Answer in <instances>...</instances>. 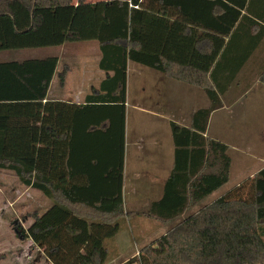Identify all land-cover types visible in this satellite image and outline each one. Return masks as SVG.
<instances>
[{
	"label": "trees",
	"instance_id": "obj_1",
	"mask_svg": "<svg viewBox=\"0 0 264 264\" xmlns=\"http://www.w3.org/2000/svg\"><path fill=\"white\" fill-rule=\"evenodd\" d=\"M259 1L0 0V52L96 41L108 74L77 105L47 98L57 56L0 62V171L52 201L24 218L28 229L13 222L17 237L51 264H108L106 242L135 214L173 226L126 264H264V169L186 216L229 183L232 169L229 146L207 133L235 78L216 76L224 40L209 48L194 30L225 38L248 13L264 23L251 9ZM129 62L201 88L210 101L190 126L171 123L173 169L162 198L139 213L124 197Z\"/></svg>",
	"mask_w": 264,
	"mask_h": 264
},
{
	"label": "crops",
	"instance_id": "obj_2",
	"mask_svg": "<svg viewBox=\"0 0 264 264\" xmlns=\"http://www.w3.org/2000/svg\"><path fill=\"white\" fill-rule=\"evenodd\" d=\"M251 9L254 12L263 14L264 0L259 1L256 8L252 7ZM243 14H246V12H243ZM247 15L248 19L243 23L239 22L233 32L225 38L213 33L194 30L199 36L200 34L205 35L201 42L209 43V48H212L215 42L218 46L219 41L216 40V37L224 40L220 53L215 59V65L221 62V67L216 76L222 79L235 78L230 83L226 95L222 97L223 108L211 115L207 133L211 138H214L211 134V126L216 114L234 107L236 103L242 100L244 95L251 93L253 88H263L264 85L260 81V77L264 72V23L253 18L251 13ZM255 21L257 24H254ZM259 35L262 39H255ZM90 43L84 48L60 46L57 54H46L42 51L45 48L37 49L41 51H37L39 53L35 56H24L22 53L17 55L16 52L5 51L8 52L5 58L8 60L4 61L44 59L57 56L59 63L48 92V100L83 105L94 89H100L102 82L106 80L108 75L100 69L101 55L98 42L90 41ZM51 49H54V47H51ZM75 49L76 52H74ZM77 50L81 52H77ZM64 69H67L68 72L64 83H61L60 75ZM128 88H131V91L133 89L132 96H130L131 91ZM126 107L124 197L126 204L125 194L129 190L130 201L133 205L131 212L139 213L142 210L137 209V207H141V205L147 207L151 202L162 198L164 182L173 169L175 147L171 133V123L190 126L192 115L198 110L208 109L210 101L201 88L189 86L158 71L129 62ZM130 107L135 111L132 113L134 123L131 128L128 127V108ZM231 157V177L236 176L239 179L237 186L248 178H254L264 169V162H262L263 166L261 168H253L250 174H243L245 170L253 167L255 158L248 159L244 156H234L233 158L232 155ZM127 175H129L128 178ZM27 189L35 190L28 187ZM39 192L37 190L34 195L42 194ZM131 218L136 221L135 227L138 229L137 233L140 240L134 242L128 229L124 228L125 230L123 229L112 239L109 249L115 250L116 256L108 264H126L141 251L139 246H143L147 241L150 242L152 235L148 234L147 228L142 229L137 225V223L145 222L142 221L145 217L133 214ZM155 228V226H152L151 230ZM133 242L135 246H133ZM28 244H31L29 247L38 249L39 254L35 259V264H51L43 250L31 240L28 241ZM22 248L24 251L27 249ZM128 250L130 254L121 258L120 255L125 254ZM17 258L20 260L21 256Z\"/></svg>",
	"mask_w": 264,
	"mask_h": 264
},
{
	"label": "rangeland",
	"instance_id": "obj_3",
	"mask_svg": "<svg viewBox=\"0 0 264 264\" xmlns=\"http://www.w3.org/2000/svg\"><path fill=\"white\" fill-rule=\"evenodd\" d=\"M86 1L96 2L98 0ZM75 2H77V0H75ZM89 44L91 43L75 42L67 43L64 47L84 48ZM58 49L60 48H45L42 49V51H44L46 54H57ZM37 51L41 50H23L16 52V54L18 55L19 53H22L24 56H35L37 53H39ZM74 52H76V49ZM77 52L81 51L77 50ZM7 53L8 52H0V62L8 60L5 59L8 55ZM128 90L131 91V88H128ZM132 92L133 89L130 96H132ZM231 108L220 111L218 114H216L212 121L211 134L214 138L230 146V154L233 156V158L234 156H244L248 159L255 158L253 167L245 170L243 173L250 174L253 168H261L263 166L262 162H264V85L263 88H253L251 93L244 95L242 100ZM128 112V127L131 128L134 123V117L132 113L135 111L132 107H130L128 108ZM128 176L129 175H127V178ZM238 182L239 179L236 176H232L228 184L214 193L213 196L205 200L201 205L197 206L196 209L188 213L186 216L196 212L205 204L216 200L227 191L237 186ZM34 191L31 189L28 190L27 187H25L12 172L0 171V257H3V259L0 260L1 264L36 263L35 259L39 254L38 249L36 247H29L31 245L28 244L29 240H20L12 226L13 222H17L21 224L24 229H28L33 221L32 219L24 220L25 217L35 212L39 215H42L47 208L52 206L51 200L47 199L42 194H37L38 196H35L34 194L37 192V190ZM129 193L130 191L128 190V192L125 194L126 208L129 211H132L133 205L131 204ZM144 208H146L145 205L137 207V209L140 210H143ZM129 218L130 220H126L125 222V229H128V232L131 234L134 242H139L140 236L137 233L138 229L135 227L136 221H134V219L131 217ZM142 221L145 222L137 223V225L142 229L147 228L148 234L152 236L150 237V242L147 241L143 246H139L140 249L155 243V240L161 238L173 226V224L163 225L147 218L143 219ZM152 226H155L156 228L151 230ZM112 239L106 242L107 247H110ZM134 242L133 246H135ZM22 247L27 249L24 251ZM20 250L21 252L19 253ZM129 250L125 254L120 255L121 258L128 256V254H130ZM109 251L110 257L114 258L116 256L115 250L109 249ZM139 253L137 255H139ZM20 256L21 258L18 260L17 257Z\"/></svg>",
	"mask_w": 264,
	"mask_h": 264
}]
</instances>
